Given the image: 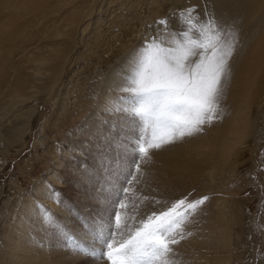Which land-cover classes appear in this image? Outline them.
I'll list each match as a JSON object with an SVG mask.
<instances>
[{
  "label": "bare ground",
  "instance_id": "6f19581e",
  "mask_svg": "<svg viewBox=\"0 0 264 264\" xmlns=\"http://www.w3.org/2000/svg\"><path fill=\"white\" fill-rule=\"evenodd\" d=\"M109 2L0 0V94L7 90L11 97L9 105L31 98L32 93L46 92L52 96L58 90L55 88L61 85L55 101L60 109L64 105L67 108L69 101L70 105L74 104L75 111L81 107L84 109L88 105L87 98L90 95L97 96L93 110L82 123V127L87 128L81 135H87L90 131L97 133L109 130L117 117L110 115L108 109L120 106L122 94L119 91L129 69V58L136 51L133 45L146 23L143 19L153 22L154 16L167 13L168 9L171 11L185 7L187 0H169L165 7H161L164 1L160 0H134V4H141L140 10L134 9L135 6L133 9V6H127L129 0L125 4L121 3L118 10H109ZM213 2L216 6H224L223 12L226 11L225 17L228 20L230 17L231 21L239 22L236 29L239 42L230 61V73L224 80L219 113L221 119L208 125L203 132L204 136L186 150L177 147L171 148L169 152L155 149L156 156L164 158L165 164L167 162L175 173L205 175L212 181L221 176L227 177L228 174L234 177L253 165L251 157L255 149L251 151V143L253 134L260 133L263 128L264 114V0ZM197 3L195 1L193 5L198 6ZM221 8L218 9L222 11ZM200 16L205 17V13L200 12ZM102 19L107 21L105 26L102 25ZM81 44L83 46L80 50ZM74 51L78 53L69 61ZM124 55L126 58H122ZM67 62H71L70 72L65 74ZM38 111L35 108L20 112L17 114L19 121H12L0 130L3 133L1 139L7 141L6 146H15V143L21 146L26 142ZM122 126L125 125H118L113 142L118 139V144L126 148L129 144L126 137L133 135L131 131H124ZM44 130L43 127L40 131V141H45ZM80 138L70 140L74 144L73 150ZM63 152V157L69 155L67 148ZM61 162L56 157L55 167H60ZM48 176L56 184L55 188L60 186L62 181L56 169L51 170ZM43 182L44 179H41L37 183L34 190L36 195L47 198L45 200L60 213L59 216H68L67 210L64 211L56 199H51L52 193L46 191L49 184ZM12 189L0 188V216L11 213L12 196H18L22 208L14 224L3 227L5 231L2 238L8 245L7 260L14 259L13 264H57L59 259L52 251L46 250L47 239L42 236L47 233L40 216L44 211L35 206L33 194H22L18 188L14 191ZM225 204L227 201L220 205L219 216L227 219L231 214L228 215L229 212L224 209ZM227 227L224 228L225 234ZM48 254L54 258H48Z\"/></svg>",
  "mask_w": 264,
  "mask_h": 264
},
{
  "label": "rangeland",
  "instance_id": "374dc122",
  "mask_svg": "<svg viewBox=\"0 0 264 264\" xmlns=\"http://www.w3.org/2000/svg\"><path fill=\"white\" fill-rule=\"evenodd\" d=\"M126 1L110 0L107 7L110 8L109 10H118L120 4H125ZM129 1L130 4L128 3L127 6H133L132 9L135 6L134 9L140 10L141 4H134V0ZM165 1L166 4H164ZM168 1L160 0L163 2L161 7H165ZM195 1H198V6L193 5ZM186 3L187 5L181 9L190 8V5L194 6L201 19L204 17L200 16V12H204L209 16H214L219 24L223 20L221 27L225 30L230 26H234L235 30L238 29L239 22L231 21L230 17L228 20L225 17L226 11L223 12L224 6H216L217 4L215 5L213 0H187ZM188 4L190 5L188 6ZM181 9L171 11L168 9L167 13L163 12L159 16H154L153 22L143 19L146 23L133 48L135 50L141 48L146 40L153 37H159L166 42V46H172L170 44L172 34L183 30L180 29L182 25L178 22V17L174 15ZM161 19L168 21L167 30L157 23ZM106 23L107 21L102 19V25L105 26ZM236 32L238 33L237 30ZM81 46L83 45L79 46L80 50ZM77 53L78 51H74L69 61H72ZM125 56L122 58H126ZM70 63L66 64L65 74L70 72ZM55 89L58 90H54L55 93L52 96L46 92L44 94L43 92L32 93L31 98L16 105H9L11 97L7 90L0 94V130L5 129L12 121H19L18 113L28 112L35 108L39 110L23 145L18 146V143H15V146H6L7 141L1 139L3 133H0V188L13 187L12 191L18 188L22 194L26 192L33 194L36 199L35 206L52 214L63 232L71 235L77 242L92 247L89 226L92 225L96 215L93 197H106L114 184L117 187L123 184L119 161L125 149L130 150L132 144L129 141L125 148L118 144L119 141L116 139L110 145H104L103 152L98 151L99 135L102 131L97 133L90 131L84 135L85 137L81 135V132L87 128V126L82 127V123L93 110L97 96L90 95L87 98L88 105H85L84 109L81 107L75 111L74 104L70 105L71 101L67 103V108L64 105V108L60 109L55 101L61 85ZM119 93L122 94L121 96L126 95L121 90ZM77 112L78 114H75ZM262 119L263 128L260 133L253 134L254 139L251 143V151L253 152L255 149L251 157L253 165L247 167L243 173L238 172L234 177L228 176L229 174H226L227 177L219 175L220 178L212 181L208 176L200 174L198 176L180 175L171 170L167 162L165 164L164 158L160 159L156 156L157 149L150 150L149 157L141 163V169L136 173V179L131 184L124 185L128 190L121 197V202L126 207L118 208L121 212V226L123 227L126 220L129 224H133L146 218L154 211L165 210L182 198L195 201L206 196L208 200L198 208L194 215L189 217L184 225V238L178 244L172 245L173 264H264V114ZM207 126H203V132ZM43 127L46 138L45 141H40L42 134L40 131ZM122 127L126 132L131 131L127 126ZM203 132L178 140L161 149L166 152H169L173 147L186 150L194 141L204 136ZM131 134L134 136L139 133L131 131ZM77 137L81 138L73 150L74 144H71L70 140ZM126 141H128L127 137ZM64 148H67L69 153L65 157H63L65 155ZM102 155L104 156L103 163L100 161ZM56 157L62 161L58 168L54 165ZM53 169H56L62 181V185L60 184L57 188L48 176ZM85 169L91 170V175L86 180H82L81 174ZM41 179H44L43 184L45 182L49 184L48 187L46 186V191L52 193L51 199H59L53 195L54 193L62 195L63 202L58 204L64 211L67 210L68 216H59L60 213L49 204L47 198L43 199L36 195L34 190ZM17 197H11V213L0 216V264L7 262L13 264L15 261L14 259L7 260L9 258L8 245L4 242L2 234L5 231L4 226L9 224L8 226L11 227L15 222L14 219L22 212ZM223 201H227L224 209L229 212L228 215L231 214L230 217L228 216L229 219L219 216L220 205L222 206ZM37 212L42 213L41 211ZM40 216L42 217V215ZM65 217H67L66 220ZM224 226L229 227H227L226 234ZM118 231L114 226V235L117 240H119ZM45 232L47 233L42 236L47 239L46 250L52 251L59 259L57 264H108L106 260L96 261L93 258H86L82 254L68 251L66 238L46 225ZM50 255L48 254V258H54Z\"/></svg>",
  "mask_w": 264,
  "mask_h": 264
},
{
  "label": "snow or ice",
  "instance_id": "6c2138e0",
  "mask_svg": "<svg viewBox=\"0 0 264 264\" xmlns=\"http://www.w3.org/2000/svg\"><path fill=\"white\" fill-rule=\"evenodd\" d=\"M174 15L183 30L172 34V46H166L159 37L146 40L129 58L121 88L126 95L120 98V106L108 109L117 119L107 132H100L98 151L103 152V146L113 142L121 123L139 134L128 137L132 147L125 149L119 161L123 184H114L106 197H93L96 215L89 226L93 246L63 232L48 211L42 214V224L61 233L70 252L106 260L108 264H173L172 245L184 238L189 217L208 200L206 196L195 201L182 198L165 210L154 211L133 224L126 220L121 226L118 208L126 207L121 197L128 190L124 185L136 179L150 150L192 137L203 132V126L221 119L224 80L230 73L238 33L234 26L225 30L214 16L205 14L201 19L194 6ZM157 23L167 30L166 19ZM100 161L104 162L103 155ZM89 175L91 170L85 169L82 180ZM53 195L59 197L57 203L63 202L60 193ZM113 222L119 230V240L114 235Z\"/></svg>",
  "mask_w": 264,
  "mask_h": 264
}]
</instances>
